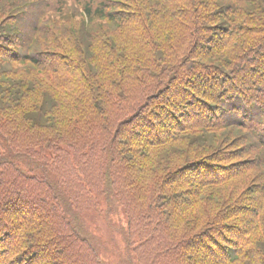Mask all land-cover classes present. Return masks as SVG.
<instances>
[{"label":"trees","instance_id":"obj_1","mask_svg":"<svg viewBox=\"0 0 264 264\" xmlns=\"http://www.w3.org/2000/svg\"><path fill=\"white\" fill-rule=\"evenodd\" d=\"M113 210L134 264H264V0H0V264H107Z\"/></svg>","mask_w":264,"mask_h":264},{"label":"rangeland","instance_id":"obj_2","mask_svg":"<svg viewBox=\"0 0 264 264\" xmlns=\"http://www.w3.org/2000/svg\"><path fill=\"white\" fill-rule=\"evenodd\" d=\"M67 7L70 11H75L77 5L73 1H68ZM78 8L83 12L81 7ZM117 210H113L114 216L113 219L110 220L112 222L110 227L108 226V222L99 218L94 221L97 227H90L91 223L89 221L85 223L82 222L84 224L83 229L86 231V234L90 236H95V232L98 231V242L94 241L107 264H134L131 251L124 243L123 236L126 227V220L122 219Z\"/></svg>","mask_w":264,"mask_h":264}]
</instances>
